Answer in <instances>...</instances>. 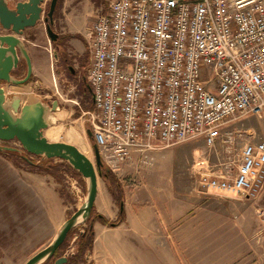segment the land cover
I'll return each instance as SVG.
<instances>
[{"label":"built area","instance_id":"built-area-1","mask_svg":"<svg viewBox=\"0 0 264 264\" xmlns=\"http://www.w3.org/2000/svg\"><path fill=\"white\" fill-rule=\"evenodd\" d=\"M85 41L93 143L114 174L186 141L231 144L230 121L264 113V0H110ZM237 160L234 170L200 173L198 186L254 199L264 140L245 141Z\"/></svg>","mask_w":264,"mask_h":264},{"label":"rangeland","instance_id":"rangeland-1","mask_svg":"<svg viewBox=\"0 0 264 264\" xmlns=\"http://www.w3.org/2000/svg\"><path fill=\"white\" fill-rule=\"evenodd\" d=\"M109 1L63 0L61 8L68 24H72L69 27L84 34V21L89 18L92 23ZM38 32L36 44L47 46L48 50L34 48L44 60L41 67L34 64L33 73L44 88L46 101H57L60 107L56 119L49 115L51 124L45 137L50 142L76 147L94 163L93 143L88 136L89 114L93 112L89 110L90 98L85 93L78 103L74 86L55 74L51 50L43 31ZM87 56L85 53L84 60ZM226 132L233 134L231 144L223 142L224 138L212 148L201 139L186 141L153 152L149 167H140L134 156L115 174L124 191L127 214L132 206L133 218L149 222L148 241H161L162 264H264V225L259 220L264 208V185L250 199L240 193H208L197 184L200 173L219 175L224 170H234L245 141L264 140V113L260 117L236 118L227 124ZM8 159L0 153V264H24L55 219L57 189L62 185L70 203L78 207L86 184L77 180L73 169L69 171V165L59 159H51V163L57 166L61 185L40 172L35 177L27 176L23 163L15 158L14 169L10 165L14 157ZM104 185L98 177V188L103 189ZM154 261L148 255L146 264Z\"/></svg>","mask_w":264,"mask_h":264},{"label":"water","instance_id":"water-1","mask_svg":"<svg viewBox=\"0 0 264 264\" xmlns=\"http://www.w3.org/2000/svg\"><path fill=\"white\" fill-rule=\"evenodd\" d=\"M13 1L0 0V82L4 85L19 86L26 83L31 74V61L22 37L26 29L33 27L41 19V4L44 0H25L16 3ZM55 2L56 0H51L47 14L50 22ZM46 33L50 40H54L53 33L48 27ZM20 62H23L25 66V74L23 78L18 79L13 76V73L19 69ZM83 82L93 102L92 91L84 77ZM4 85H0V140L6 144L15 141L17 147L0 144V152L17 154L29 164L36 163L30 161L27 155L39 157L40 161L59 159L65 161L85 179L86 188L82 203L61 224L52 240L24 263L46 264L63 244L68 233L84 226L87 222L97 194L99 177L97 170L105 165L101 162L90 131L88 136L93 143L94 163L76 147L63 142H49L45 138L44 132L51 124L49 115L58 107L56 101L48 105L33 94H29L25 103L21 104L20 96L13 95L10 98L3 96ZM66 254L67 252L63 256L56 257L52 264H66Z\"/></svg>","mask_w":264,"mask_h":264},{"label":"crops","instance_id":"crops-1","mask_svg":"<svg viewBox=\"0 0 264 264\" xmlns=\"http://www.w3.org/2000/svg\"><path fill=\"white\" fill-rule=\"evenodd\" d=\"M109 4V2H108ZM108 6L105 8V10L99 14V15H105L107 13ZM63 12V10H62ZM98 15V16H99ZM63 19L66 23V26L68 30L71 33H80L77 29H72L69 27L72 25L67 18L64 16L63 12ZM87 19L84 21L83 24V31H85L84 34H86L87 30L89 29L88 25L86 24ZM92 24V23H91ZM31 33L30 30H27L24 32V35L22 37V40L26 44V50L27 54L31 61V67L34 71V64L38 63L40 64V67L43 66V56L41 54H37L34 51V46L29 41V38L27 37ZM82 34L83 40H85V35ZM40 36V35H39ZM47 41V39H46ZM86 42V41H85ZM48 43V42H47ZM77 53L79 55H84L87 53L86 44L85 47H82L81 45L77 43H73ZM31 46V47H30ZM33 47V49H32ZM49 48V47H48ZM41 50V49H39ZM42 51V50H41ZM86 51V52H85ZM88 55V54H87ZM54 60V59H53ZM87 58H86V64L85 69L87 66ZM85 71V70H83ZM18 75V73H17ZM14 76V75H13ZM0 85H4L0 82ZM29 84L22 86H12V85H4V91L2 92L4 97L10 98L11 96H20L21 97V104H24L29 94H33L36 97L40 98V95L38 93H32L30 91ZM85 89L86 86H85ZM87 93V92H86ZM44 95V94H43ZM89 96V94H88ZM45 100L46 96L44 95ZM90 98V96H89ZM53 101L49 102L50 104ZM57 102V101H56ZM90 103L93 105V102L90 98ZM58 104V102H57ZM60 107L58 104L57 109L52 113L54 115V119H56V113L59 111ZM94 109V108H93ZM93 111V110H92ZM45 136V132H44ZM58 142V141H57ZM5 160H9V156L7 153L1 154ZM14 157V160L10 162V165L15 169L16 166L14 162L16 161L18 156H12ZM29 159L36 164H38L37 161H40V159L35 158L33 156H29ZM17 162V161H16ZM68 165V164H67ZM18 168V166H17ZM35 171V172H34ZM43 173L45 176L50 177V175L46 174L39 168L35 167V164L33 168H28L25 171L27 176L35 177L37 173ZM81 180L85 182V179L80 175ZM47 189V188H46ZM43 193L45 191L43 190ZM56 199L58 200V207L56 208V216L52 224L49 223V230L46 234V237L40 239L38 241V245L34 246L31 249V253L26 256L28 259L30 256H32L34 253L39 251L40 249L44 248L54 237L56 231L61 226V224L68 219L69 216L73 214V208H77V204L72 203H64V201L60 198L58 194V189L56 192ZM126 201V199H125ZM127 205L123 203V209L125 213V220L121 224H119L116 227H109L108 225L103 224L100 221H96L93 224V231H94V241H93V247L91 252L89 253L88 257L85 258L86 263L85 264H146V260L148 259V255L154 258V264H157V259H159V264H162V245L161 241L157 243V240L154 241L149 240L148 241V235H147V228L149 226V222L146 219L142 218H133L135 211H133V207L130 206V214H127ZM93 210L95 214H99L103 216L107 221H113L118 217L119 209L115 205L114 200L108 193L105 185L103 186V189L98 188V182H97V194L94 200L93 204ZM140 215V214H139ZM75 247V246H74ZM159 250V252H158ZM66 252V250H65ZM65 252L62 254L64 255ZM60 255V256H62ZM59 257V256H58ZM26 259V260H27ZM47 264V263H46ZM52 264V263H49ZM68 264V262L66 263Z\"/></svg>","mask_w":264,"mask_h":264},{"label":"flooded vegetation","instance_id":"flooded-vegetation-1","mask_svg":"<svg viewBox=\"0 0 264 264\" xmlns=\"http://www.w3.org/2000/svg\"><path fill=\"white\" fill-rule=\"evenodd\" d=\"M25 0H14L13 2H23ZM50 3L51 0H44V2L41 4L42 7V13H41V19L39 21L36 22V24L31 27L26 29L30 30L31 33L27 36L29 38V41L32 43V45L34 46V48L36 49H41L44 51H47V46H40L38 44H36L35 41H38V35L40 32L38 31H43V34L45 36V38L47 39L48 42V47L51 50V55L52 58L54 59L55 62V74L58 75L60 78L63 77L66 81V83H69L71 85L74 86L75 89V98L81 99L82 96L86 93L89 94L90 93L87 89H85V84L82 81L84 74H83V69L85 68V64H86V58L84 60V55H79L73 45V43H77L79 45H81L82 47H85V40H83L82 34L80 33H71L67 26L66 23L64 22L63 19V12H62V5H63V0L62 3L59 5L58 0H56L55 5H54V9L52 12V20L50 22L49 18H47V14L50 10ZM59 7V8H58ZM86 24L89 26H91V22L90 19H87ZM49 28L51 30V32L53 33V38L54 40H50V38L48 37L47 33H46V28ZM24 31V32H25ZM24 35V34H23ZM83 58V59H82ZM87 60H88V56H87ZM86 70V69H85ZM18 73V75H17ZM25 74V66L23 64V62H20V67L19 69L13 73L14 77L16 78H23ZM36 76L33 73L32 67H31V74L30 77L28 79V81L24 84H22V86H25L27 84L31 85L30 86V91L32 93H38L40 95V98L43 102L47 103L48 105H50V103L48 101L45 100L44 95L42 94L44 92V88H42L41 86V82L40 80L35 79ZM91 98V96H90ZM79 103V100H78ZM0 144L1 145H8V146H13V147H17V143L14 141L6 144L4 142H2L0 140ZM17 155V154H16ZM26 155V154H25ZM18 156V155H17ZM29 157V155H27ZM39 159V158H38ZM42 162L46 163V159L41 160ZM76 231L73 232V234H75L77 236L76 240L73 242V244L71 245L70 242V247H73V245H76L77 239H78V234L79 232H82V228L79 227L77 229H75ZM77 232V233H76ZM71 237L68 238V240H70ZM75 252V247L73 249H71L67 254V262L68 259L74 254ZM63 256V255H62Z\"/></svg>","mask_w":264,"mask_h":264},{"label":"trees","instance_id":"trees-1","mask_svg":"<svg viewBox=\"0 0 264 264\" xmlns=\"http://www.w3.org/2000/svg\"><path fill=\"white\" fill-rule=\"evenodd\" d=\"M59 7L62 3V0H58ZM58 7V8H59ZM90 111L93 110V105L89 108ZM8 156H16L13 153H7ZM18 161L23 163L28 168H33L34 164H29L22 160L20 157L17 158ZM35 167L39 168L46 174L50 175L59 185H61V177L58 175L57 172V166L51 163V160H47L46 163L40 161L38 164H35ZM68 170L71 171V167L68 166ZM72 175L77 179L80 180L81 177L76 171H71ZM97 174L99 175V178L103 181L105 184V187L114 200V203L117 205L119 209L118 217L114 221H107L103 216L99 214H95L94 210L92 208V211L90 213V216L85 223L84 226H82V232L78 234V239L75 245V252L74 254L68 259V264H85L86 263V256L89 254L93 247V241H94V231H93V224L96 221H100L105 225H108L109 227L113 228L124 222L125 216H124V209H123V201H124V191L122 189V186L120 185V182L116 178V175L112 173L110 170H108L107 167L101 166L99 170H97ZM58 194L60 198L64 201V203H70L69 196L65 192L64 187L61 185L60 188H58ZM122 205V208H121ZM70 217V216H69ZM68 217V218H69ZM76 230H71L63 244L56 250L53 257L47 262V264L52 263V261L62 255L65 250L68 248V241L67 240L73 232ZM89 264V263H88Z\"/></svg>","mask_w":264,"mask_h":264},{"label":"bare ground","instance_id":"bare-ground-1","mask_svg":"<svg viewBox=\"0 0 264 264\" xmlns=\"http://www.w3.org/2000/svg\"><path fill=\"white\" fill-rule=\"evenodd\" d=\"M46 138V137H45ZM47 140H49L48 138H46ZM50 142V141H49ZM77 233V232H76ZM72 235H73V233H72ZM71 237V236H70ZM73 249V248H72Z\"/></svg>","mask_w":264,"mask_h":264}]
</instances>
